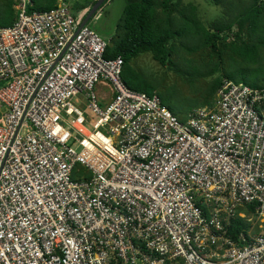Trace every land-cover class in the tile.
I'll list each match as a JSON object with an SVG mask.
<instances>
[{"label": "built area", "instance_id": "built-area-1", "mask_svg": "<svg viewBox=\"0 0 264 264\" xmlns=\"http://www.w3.org/2000/svg\"><path fill=\"white\" fill-rule=\"evenodd\" d=\"M31 4L0 25V264H264V87L181 120L87 10Z\"/></svg>", "mask_w": 264, "mask_h": 264}, {"label": "trees", "instance_id": "trees-1", "mask_svg": "<svg viewBox=\"0 0 264 264\" xmlns=\"http://www.w3.org/2000/svg\"><path fill=\"white\" fill-rule=\"evenodd\" d=\"M31 1L32 4L27 8L29 13L49 11L57 6L59 0ZM96 1L83 0L75 12L92 8ZM209 1L215 5L225 3V0ZM244 1L231 0L229 11L234 15L228 21H218L207 27L198 16L197 6L185 5L184 0H126L123 18L116 27V35L107 48L106 57H122L124 82L131 89L152 96L156 94L157 86L132 66L133 60L143 53H151L155 61L172 69L173 56L177 48L182 47L188 53L210 48L222 62L219 42L222 40L221 35L225 34L232 40L229 46L232 51L230 58L234 61L240 59L244 66L231 71L216 66L217 71L223 72L212 83L211 96L217 93L225 79L264 87V59L261 53L264 47V0H248L247 5L243 4ZM15 5L16 0H3L0 4L1 26L15 24ZM162 103L167 106L163 99ZM237 224L238 229L245 227L241 221Z\"/></svg>", "mask_w": 264, "mask_h": 264}, {"label": "rangeland", "instance_id": "rangeland-1", "mask_svg": "<svg viewBox=\"0 0 264 264\" xmlns=\"http://www.w3.org/2000/svg\"><path fill=\"white\" fill-rule=\"evenodd\" d=\"M0 4L3 0H0ZM83 0H66L71 11L77 15L90 8L75 12ZM231 0H225L224 4L215 5L209 0H184V4L197 6V13L200 20L207 27L218 21H228L233 12L229 11ZM248 4V0L243 2ZM126 0H109L90 20L89 26L104 40L111 42L116 35V27L123 18ZM16 11V9H15ZM16 11V15H17ZM219 49L222 55V62L215 56L210 48H205L196 53H188L182 47L177 48L173 56L174 68L161 65L153 59L151 53H143L132 61V66L139 71L153 85L157 86L156 94L164 100L166 107L177 117L187 118L193 111L209 107L216 100L217 93L211 96V87L214 80L223 71L215 68L222 67L224 71H231L234 68L244 66V63L237 59L230 58L232 53L230 44L232 40L225 34L221 35ZM264 59V47L261 49ZM221 63V64H219ZM221 70V69H220ZM214 73V74H212Z\"/></svg>", "mask_w": 264, "mask_h": 264}, {"label": "water", "instance_id": "water-1", "mask_svg": "<svg viewBox=\"0 0 264 264\" xmlns=\"http://www.w3.org/2000/svg\"><path fill=\"white\" fill-rule=\"evenodd\" d=\"M106 0H97L92 8H90L81 24V28L90 22L92 17L100 10V7Z\"/></svg>", "mask_w": 264, "mask_h": 264}]
</instances>
